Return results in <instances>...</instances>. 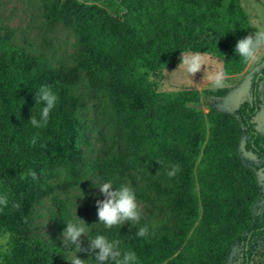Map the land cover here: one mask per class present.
I'll list each match as a JSON object with an SVG mask.
<instances>
[{
  "label": "trees",
  "instance_id": "16d2710c",
  "mask_svg": "<svg viewBox=\"0 0 264 264\" xmlns=\"http://www.w3.org/2000/svg\"><path fill=\"white\" fill-rule=\"evenodd\" d=\"M96 1L41 0L45 23L75 36L74 64L54 68L33 61L12 46V32L0 34V197L6 200L0 231L10 235L0 264H64L26 237L24 219L28 205L43 195L31 184L37 173L65 172L58 188L66 193L81 184L73 121L85 103L70 90L81 70L105 126L103 179L119 187L136 172L153 193L132 178L136 198L167 210L159 223L105 228L97 223L96 208L88 235L80 237L89 264L94 255L88 236L98 233L135 251L138 264H228L234 249L241 250L242 264H250L264 246V190L239 144L247 136L245 150L264 160V138L253 125L264 73L254 78L252 103L235 114L209 107L205 115L197 107L202 98L224 97L229 87L166 93L150 79L186 49L223 59L227 76L242 73L248 63L234 45L251 26L241 0H117L121 17ZM41 85L58 99L47 123L34 127L28 120L39 119L42 103L35 105V93ZM173 165L178 170L169 177ZM52 207L53 227L62 233L64 222L76 217L57 195ZM144 225L145 236H136Z\"/></svg>",
  "mask_w": 264,
  "mask_h": 264
},
{
  "label": "rangeland",
  "instance_id": "374dc122",
  "mask_svg": "<svg viewBox=\"0 0 264 264\" xmlns=\"http://www.w3.org/2000/svg\"><path fill=\"white\" fill-rule=\"evenodd\" d=\"M93 3L94 0H80ZM97 4L106 8L112 15L121 17L123 7L117 0H98ZM241 5L247 14L251 26L250 34L264 30V0H241ZM12 32V46L21 54L33 61L43 60L52 67H57L62 62L74 64L73 54L76 50L75 36L61 26H49L42 17L41 0H0V34ZM212 38H207L211 40ZM189 49L184 50L175 60L170 61L161 71L159 76L151 77L158 92H177L181 90L214 89L210 86V79L217 71L224 73V60L208 53L201 54L204 65L195 74H186L181 63L182 56L193 54ZM181 63V64H180ZM264 73V51L255 62H249L240 74L224 77L222 87L231 88L224 97H210L201 99L197 106L206 115L209 107H214L221 112L235 114L243 103L251 104L253 101V81L255 76ZM71 93L84 100L85 108L73 121L75 130L74 144L80 152L76 163L82 173L80 186L66 193L58 188L59 183L67 178L65 172H40L35 175L31 184L37 191L43 192L40 199L26 208V237L31 239L38 248L45 247L51 255L56 256L64 264H70L72 250H67L62 243L61 232L53 227L52 196L57 195L68 201L73 215L89 225L94 218L96 200H103L99 185L106 182L101 175L103 154L102 133L105 131L104 123L94 108L95 91L90 88L85 80V72L81 70L79 80L70 88ZM259 100L261 109L253 118L254 129L264 138V82L259 83ZM248 140L244 136L239 144V151L245 163L256 171L259 184L264 190V168L258 169L264 160L256 154L245 150ZM132 178L140 186L147 188V180L142 179L136 172H130L126 185L132 187ZM51 190V191H50ZM137 199V198H136ZM137 202L140 207L141 218L139 221L159 223L167 217L164 207L153 205L146 200ZM138 221V222H139ZM136 221H127L122 225L134 224ZM171 226L172 232L175 229ZM88 234V226L86 227ZM84 234V236H87ZM10 235L0 231V253L6 252ZM75 245H73V248ZM76 255L89 260L81 253ZM242 252L234 249L228 258V264H242ZM250 264H264V246L259 248Z\"/></svg>",
  "mask_w": 264,
  "mask_h": 264
},
{
  "label": "clouds",
  "instance_id": "9594fccd",
  "mask_svg": "<svg viewBox=\"0 0 264 264\" xmlns=\"http://www.w3.org/2000/svg\"><path fill=\"white\" fill-rule=\"evenodd\" d=\"M264 51V30L256 31L254 34H248L238 39L234 45V53L239 56L245 63L255 62L258 60L260 53ZM181 63L184 65L183 71L186 74H195L204 65V60L199 53H193L182 56ZM180 63V64H181ZM205 66V65H204ZM225 73L217 71L210 79L212 88H220L224 84ZM57 95L47 85L41 87L35 93V105L37 102L42 103L39 109V119L31 115L29 122L34 127H42L47 123L49 113L57 102ZM178 170V165H173L168 171L169 177L173 176ZM100 193L104 196L103 200H96L97 223H102L105 228H111L113 225H121L127 221L138 222L141 218L140 207L132 187L121 184L119 187H113L111 181H106L99 185ZM6 204V200L0 197V205ZM62 243L67 250H72L73 255L70 264H85L86 260L79 258L76 252L81 251L80 237L87 234L86 225L76 216L74 221L64 222ZM147 225L139 227L136 236L143 237L147 233ZM88 235V234H87ZM88 251L94 255V264H138V257L135 251L123 249L120 241L109 239L103 233H98L89 237ZM73 245L75 247L73 248Z\"/></svg>",
  "mask_w": 264,
  "mask_h": 264
}]
</instances>
